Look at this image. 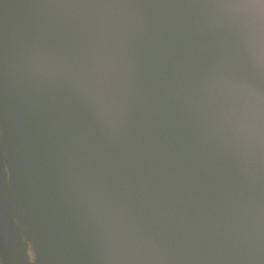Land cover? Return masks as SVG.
I'll return each instance as SVG.
<instances>
[{
    "label": "water",
    "instance_id": "95a60500",
    "mask_svg": "<svg viewBox=\"0 0 264 264\" xmlns=\"http://www.w3.org/2000/svg\"><path fill=\"white\" fill-rule=\"evenodd\" d=\"M0 264H264V3L0 0Z\"/></svg>",
    "mask_w": 264,
    "mask_h": 264
},
{
    "label": "snow or ice",
    "instance_id": "6c2138e0",
    "mask_svg": "<svg viewBox=\"0 0 264 264\" xmlns=\"http://www.w3.org/2000/svg\"><path fill=\"white\" fill-rule=\"evenodd\" d=\"M262 3H264V0H261Z\"/></svg>",
    "mask_w": 264,
    "mask_h": 264
}]
</instances>
